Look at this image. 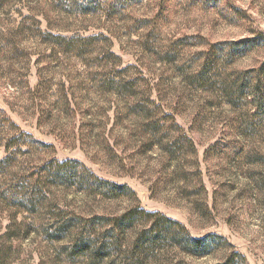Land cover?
<instances>
[{"label":"rangeland","instance_id":"1","mask_svg":"<svg viewBox=\"0 0 264 264\" xmlns=\"http://www.w3.org/2000/svg\"><path fill=\"white\" fill-rule=\"evenodd\" d=\"M60 30L107 38L131 78L144 76L153 104L100 83L118 63L99 66L44 41V33ZM259 36L264 0H0V111L50 144L31 149L27 162L78 160L101 178L127 184L144 209L181 222L192 237H223L201 257L168 245L157 264L182 257L187 264H223L236 253L235 264H264V76L257 72L264 45L239 57L210 46ZM207 56L212 66L201 82L195 75ZM242 76L263 91L240 92ZM143 101L168 116L161 127L138 114ZM5 124L0 114V130ZM61 189L52 187L86 216L120 214L134 203ZM7 218L0 212V234ZM39 222L36 233L14 241L10 264H91Z\"/></svg>","mask_w":264,"mask_h":264},{"label":"trees","instance_id":"2","mask_svg":"<svg viewBox=\"0 0 264 264\" xmlns=\"http://www.w3.org/2000/svg\"><path fill=\"white\" fill-rule=\"evenodd\" d=\"M43 37L60 54H73L76 57L96 60L99 66L102 62L106 67L109 63H118L114 76L110 78L112 74H109L100 83L109 85L108 89L116 88L129 99L147 100L153 104L151 87L143 83L144 76L138 71V74H134L135 78H131L128 73L130 66H120L121 58L107 46V38L95 34H65L62 30L57 33H44ZM261 45H264V36L210 46L211 50L226 51L229 56L239 57ZM211 60L212 56L205 57L201 69L196 72L195 77L201 82L208 79ZM257 72L264 76V63ZM241 79L240 92L247 88H252L254 92L263 91L261 86H256V90L250 85L249 78L244 76ZM239 81L240 77L237 79ZM139 83H142L141 89ZM145 85L146 89L143 91ZM39 86L41 87L37 90L42 88L41 83ZM143 93H148L146 99L143 98ZM136 104L135 109L138 114L144 115L148 126L152 125L157 129L162 126V120L168 118L167 115L157 116L144 105V101ZM158 107L160 108L159 105ZM261 107L264 110V104ZM0 114L6 122L3 130H0L5 133V156L0 160V212L8 216L5 230L0 234V264L11 263L14 241L24 240L36 233L37 221L43 225L46 223L44 228L52 240L72 243L76 252L80 250L79 252L90 257L91 264H105L106 261L111 264H157L164 261L161 255L168 245L180 250L185 257H201L210 253V247L215 240L224 241L223 237L216 234L203 238L192 237L181 222L160 212L144 209L133 189L127 184L101 178L78 160L52 158L38 164L27 162L23 157L31 149H45L50 144L35 140L1 111ZM187 140L191 143L189 138ZM53 186L65 191L87 193L99 200L134 197V203L120 214L86 216L71 211L56 193L58 190H52ZM235 257L237 253L228 257L223 264H235ZM239 257L244 259L240 255ZM169 264L187 263L182 257Z\"/></svg>","mask_w":264,"mask_h":264}]
</instances>
